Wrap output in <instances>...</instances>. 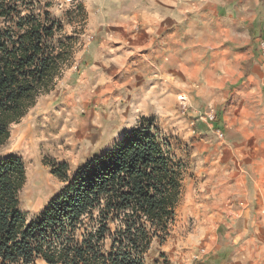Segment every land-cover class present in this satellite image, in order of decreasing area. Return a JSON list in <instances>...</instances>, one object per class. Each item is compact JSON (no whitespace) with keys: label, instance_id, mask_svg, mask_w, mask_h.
<instances>
[{"label":"trees","instance_id":"obj_1","mask_svg":"<svg viewBox=\"0 0 264 264\" xmlns=\"http://www.w3.org/2000/svg\"><path fill=\"white\" fill-rule=\"evenodd\" d=\"M39 4L0 0V151L67 61L56 38L62 26ZM217 122L215 115L219 130ZM67 171L66 164L52 167L67 185L28 222L19 200L24 164L0 159V264H143L151 245L169 237L183 170L151 120L142 118L72 180Z\"/></svg>","mask_w":264,"mask_h":264},{"label":"crops","instance_id":"obj_2","mask_svg":"<svg viewBox=\"0 0 264 264\" xmlns=\"http://www.w3.org/2000/svg\"><path fill=\"white\" fill-rule=\"evenodd\" d=\"M95 17L102 41L62 102L147 111L165 106L172 86L170 93L190 94L194 106H215L218 128L232 136L236 127L239 144L224 151L227 176L210 194L209 216L247 238L248 247L257 245L264 217L257 201L264 191V136H257L264 126V0H101ZM222 249L213 256L221 260Z\"/></svg>","mask_w":264,"mask_h":264},{"label":"rangeland","instance_id":"obj_3","mask_svg":"<svg viewBox=\"0 0 264 264\" xmlns=\"http://www.w3.org/2000/svg\"><path fill=\"white\" fill-rule=\"evenodd\" d=\"M100 2L40 0L38 5L40 12L48 11L60 22L62 32L56 38L67 50V61L52 90L40 96L20 122L11 126L10 138L0 151V159L15 157L24 164L26 183L19 200L27 221L35 220L67 185L51 173L53 166L66 164V175L72 180L87 162L106 154L143 118L151 120L168 141L183 170L169 237L162 244L155 241L151 245L143 264H264L263 216L257 220V245L250 247L247 238L237 239L229 233L230 225L209 216L207 206L213 204L210 194L227 176L224 151L239 144L236 127L230 130L232 136L213 128L209 117L217 114L215 106H194L190 94L170 93L172 86L164 93L165 106H149L147 111L146 106H72L62 102L67 87L91 64L102 41L95 17ZM123 103L120 100L118 104ZM258 135L264 136V126L257 127ZM261 143L259 149L263 151ZM257 201L260 206L264 204V191L257 192ZM235 202L232 198L229 203ZM221 246L225 254L220 260L213 255ZM240 248H246V254L237 257ZM36 264L45 263L37 260Z\"/></svg>","mask_w":264,"mask_h":264},{"label":"built area","instance_id":"obj_4","mask_svg":"<svg viewBox=\"0 0 264 264\" xmlns=\"http://www.w3.org/2000/svg\"><path fill=\"white\" fill-rule=\"evenodd\" d=\"M213 118H214V116H211V117H209V120H210V121H212V120H213ZM217 133H218L219 137L221 138V137H222V135L219 133V131H217Z\"/></svg>","mask_w":264,"mask_h":264}]
</instances>
